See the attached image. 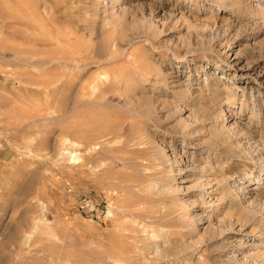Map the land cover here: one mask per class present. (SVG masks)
<instances>
[{
	"label": "rangeland",
	"instance_id": "obj_1",
	"mask_svg": "<svg viewBox=\"0 0 264 264\" xmlns=\"http://www.w3.org/2000/svg\"><path fill=\"white\" fill-rule=\"evenodd\" d=\"M41 1L0 0V264H264V0Z\"/></svg>",
	"mask_w": 264,
	"mask_h": 264
},
{
	"label": "bare ground",
	"instance_id": "obj_2",
	"mask_svg": "<svg viewBox=\"0 0 264 264\" xmlns=\"http://www.w3.org/2000/svg\"><path fill=\"white\" fill-rule=\"evenodd\" d=\"M62 3H65V0H42L41 1V6H43V8L45 7V5H47V6H49V7H53V6H56V4L57 5H60V4H62ZM41 14V13H40ZM44 15V14H43ZM45 16V15H44ZM41 17V16H40ZM43 19V18H42ZM42 21V20H41ZM67 21V20H66ZM78 21V20H77ZM73 22H75V21H73ZM82 27L84 28V26L82 25L80 28H81V30H83L82 29ZM79 28V27H78ZM80 31V30H79ZM74 40V39H73ZM73 40L72 41H70V44H73ZM77 41V40H76ZM67 46V45H66ZM69 47V46H68ZM76 47H78V46H76ZM74 49V48H73ZM72 49V50H73ZM64 50H66L67 51V49L65 48ZM69 50V49H68ZM80 50V49H79ZM62 51V50H61ZM71 51V50H70ZM36 53H34V56H40V51H38V50H36L35 51ZM60 52V51H59ZM68 53H69V51H67ZM77 52H79V51H77ZM81 52V51H80ZM67 53V54H68ZM61 55L63 54V52H61L60 53ZM65 54H66V52H65ZM64 54V55H65ZM80 54V53H79ZM75 55V56H74ZM82 55V54H81ZM77 56V53H75V52H73L72 54H69V58L68 59H66L67 60V62L66 61H64V65H66V66H71L72 68L73 67H75V69H78V67L81 65V61H83L81 58H78V57H76ZM53 62V63H52ZM45 63H51V64H58L59 65V63H61V62H59V60L57 59V58H55V57H50V59H49V57H48V60H45V61H43L42 59L41 60H35V61H33L32 62V64H34L35 66H41V65H44ZM96 64V63H95ZM99 64V63H98ZM82 65H84V64H82ZM85 66V65H84ZM81 67H83V66H81ZM68 68V67H67ZM69 69V68H68ZM193 104V103H192ZM191 104V105H192ZM207 105V104H206ZM201 110V109H200ZM197 111V110H196ZM183 135V138H185V136H186V134H182ZM215 136V140H222V138L218 135V134H215L214 135ZM223 141V140H222ZM262 185H264V183H262ZM222 187L224 186V185H221ZM225 189V188H224ZM222 191L224 192V190L222 189ZM225 193V192H224ZM264 193V192H263Z\"/></svg>",
	"mask_w": 264,
	"mask_h": 264
}]
</instances>
